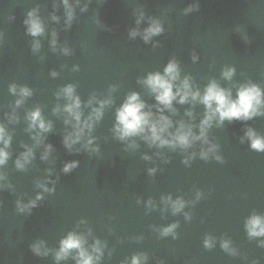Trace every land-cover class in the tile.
Listing matches in <instances>:
<instances>
[{"label": "water", "instance_id": "1", "mask_svg": "<svg viewBox=\"0 0 264 264\" xmlns=\"http://www.w3.org/2000/svg\"><path fill=\"white\" fill-rule=\"evenodd\" d=\"M68 5L0 0V123L12 136L9 159L0 167V264H77V250L56 259L70 233L83 236L94 256L100 241L103 255L96 264H132L135 256L141 264H264V236H250L247 228L253 216L264 218V151L253 149L247 135L251 129L264 137V115L213 121L207 138L217 149L208 158L201 156L209 147L203 140L187 149L160 147L142 136L122 140L115 131L117 110L133 92L150 106L145 111L159 115L155 94L143 81L173 60L180 70L175 83L190 77L201 94L213 81L233 99L243 85L264 90V0H68ZM34 10L44 25L38 36L25 23ZM153 22L163 31L145 41ZM69 85L81 100L83 119L100 101H112L92 132L71 148L64 143L74 129L65 123L69 100L62 91ZM21 87L32 94L17 106ZM37 108L52 124L40 143L33 138L39 129L30 131L28 120ZM174 108L164 113L174 122L170 131L184 121L199 135L205 105L174 103ZM49 144L51 153L43 159ZM25 145L34 157L20 169L16 161ZM71 162L77 166L65 172ZM169 197L182 199L184 208L174 212ZM32 201L34 207L19 210L18 202ZM37 244L46 255L33 250Z\"/></svg>", "mask_w": 264, "mask_h": 264}, {"label": "clouds", "instance_id": "2", "mask_svg": "<svg viewBox=\"0 0 264 264\" xmlns=\"http://www.w3.org/2000/svg\"><path fill=\"white\" fill-rule=\"evenodd\" d=\"M66 6L68 0H64ZM69 20L72 18V13L69 11ZM28 25V32L33 36H38L44 32V25L36 15L35 10L29 13V19L25 21ZM163 31L162 26L158 22H153L152 25L146 30L144 39L148 41L153 35H157ZM136 35L135 32L132 33ZM55 43V41H53ZM36 47H39L37 42ZM67 51V49L65 50ZM234 69L227 70L224 73L226 78H231ZM56 75V73H53ZM180 78V70L175 60L171 61L163 73L156 72L150 73L143 81L155 94L157 101V110L159 115L153 113L151 110L145 111L150 106L141 99L140 94L137 92L131 93L123 105L117 110L116 114V126L115 131L120 139L124 140L133 136H142L143 139L150 144L163 147L165 145L175 148L180 146L182 148H189L197 140H203L209 147L201 152L203 158H208L210 154L216 152L217 146L211 144L207 138L208 129L212 126L213 121H218L219 124H223L225 120L231 121L234 119L249 120L258 115H264V90L255 84L243 85L239 88L235 99L232 98L230 90H225L220 87L215 81L210 83L201 94L199 90H193L190 83V77H185L181 84L175 82ZM14 94L17 93V86L12 85L10 89ZM63 95L67 97L69 103L64 106L63 111L68 114V118L65 120L66 124H72L74 131L69 132L64 139V143L68 148H71L74 144L78 143L86 134H90L95 127L97 121L103 116V109L105 105L112 103L111 100L100 101L99 108H93L92 113L83 119V113L81 111V100L79 96L75 95L74 86L69 85L63 90ZM20 99L16 101V105L19 106L24 102V98L32 94L31 90L27 87H21L19 89ZM205 105L206 113L204 119L201 121L200 133L196 135L193 131V126L186 124L184 121L179 122V127L175 133L170 129L173 127V120L165 115V111L176 112L174 103L186 104L189 102H196ZM92 101H89L91 104ZM56 111H60L59 108ZM187 115L193 116L191 111H188ZM16 117L13 115L12 119ZM28 120L30 121L29 130L39 129V132L34 135V139L37 143L42 142V135L45 132H49L52 129V124L49 121H45L42 116L41 110L37 108L35 111L29 113ZM73 121L75 123L73 124ZM251 139V147L253 149L264 151V137H259L255 132L249 129L247 133ZM12 136L8 133L4 124L0 123V167L5 165L9 159L10 153L7 148L11 145ZM92 140L88 141L90 145ZM27 151L21 154V157L17 159L16 164L20 169L25 168L26 164L30 163L34 157V152L26 145ZM52 145H47V150L43 155V159H47L51 153ZM220 159L219 156L216 157ZM77 166V162H71L65 165L64 171L68 172ZM3 177L0 176V179ZM54 189H47L45 191H52ZM42 195H38L37 199H41ZM171 201V198H168ZM174 212L181 211L185 202L182 199L171 201ZM36 205L35 201H32L29 205H24L18 202L19 210L24 211L26 208L30 209ZM176 225H172L163 230V234L167 235L172 233ZM247 228L250 236H264V218L259 216H253L247 223ZM85 238L76 233H70L65 239L61 241V247L56 253L57 261L66 259L72 250L78 251L77 264H96L102 258L103 250L99 240L93 246V252L97 255H92L84 247ZM206 246L211 247V241H205ZM264 244V241L261 242ZM225 249L229 248V243L225 242ZM33 250L37 254L46 255L47 252L41 253V246L39 244L33 246ZM144 259H147L145 256ZM132 264H141V257H133Z\"/></svg>", "mask_w": 264, "mask_h": 264}]
</instances>
